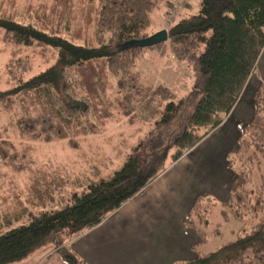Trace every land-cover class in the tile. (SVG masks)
Masks as SVG:
<instances>
[{
    "label": "trees",
    "instance_id": "trees-1",
    "mask_svg": "<svg viewBox=\"0 0 264 264\" xmlns=\"http://www.w3.org/2000/svg\"><path fill=\"white\" fill-rule=\"evenodd\" d=\"M160 1L47 0L35 8L26 6L23 18L0 9V38L7 37L12 51L20 53V63L16 59L6 64L8 72L25 73L0 88V110L11 117L5 127L9 135L0 132V164L25 167L30 147L19 145L23 140L66 139L77 147L75 138L103 127L115 108L128 116L126 124L148 125L111 175L89 181L61 199L59 207L30 214L25 224L0 232V264L21 262L50 245L64 264H87L64 247V238L76 237L114 214L232 110L264 46V0H200L195 13L175 17L167 26L152 24L151 13ZM161 28L167 31L163 42L128 44ZM40 48L51 50L52 62L27 74L31 64L21 53ZM148 49L192 62L194 83L181 89L164 74L144 78L141 66L150 62L141 56ZM12 61L15 70L9 66ZM252 105L253 118L240 126L236 148L228 156L231 182L219 205L223 220H236L235 237L212 250H199L208 238L221 235V223L211 227L214 199L198 196L183 220L199 237L193 246L197 253L172 264H264L262 83L252 90ZM62 187L61 180L56 190ZM35 192L52 199L51 191Z\"/></svg>",
    "mask_w": 264,
    "mask_h": 264
},
{
    "label": "rangeland",
    "instance_id": "rangeland-1",
    "mask_svg": "<svg viewBox=\"0 0 264 264\" xmlns=\"http://www.w3.org/2000/svg\"><path fill=\"white\" fill-rule=\"evenodd\" d=\"M39 1L47 0H0V9L14 10L20 18H23L27 16V12L24 11L25 7L30 5L35 8ZM169 1L175 0H161L158 8L151 13L153 25L162 26L163 20H166L167 15L164 11ZM188 2L190 4L188 8H180V11L175 12L176 19L195 13L198 10L200 0H188ZM31 16L28 14L27 19H30V21ZM12 47L13 45L7 37L0 38V88H4L12 76H21L14 69L13 61L9 66L17 74L11 69L8 72L9 67L6 64L10 60L15 61L17 59L18 63L21 62L18 58L20 53L16 55L12 51ZM41 52H43V55H40ZM25 55H27L26 59L31 64L27 74L45 68L52 62L54 56L51 50L46 48H40V50L27 49L24 53H21L22 57ZM141 57H143L141 58L143 61L150 62L149 65L143 63L141 66L143 77L146 79L153 80L155 76L160 79L164 74L166 79L170 80L168 82L181 87V89L194 83V70L190 61H178L171 57L169 53H165L161 57L151 49H148L145 55ZM169 71L173 72L172 77L168 76ZM23 75L25 76V73ZM112 117L96 131L85 136L76 137L77 147H73L66 139L48 142L23 140L19 144L22 146L29 145L30 147V150L26 153L27 158L24 159L25 167L16 169L10 165L0 164V232L7 229L8 226L25 224L30 214L35 215L41 210L59 207V201L68 197L71 191L81 190L89 181H97L99 178L111 175L114 169L120 166L129 151V147L147 133L148 125L143 123L126 124L128 116L119 108L113 110ZM10 120L9 114L0 110V132L9 135V129L5 130V127L10 124ZM16 139L15 137L14 140ZM21 149L22 147L18 146V150ZM259 171L264 175V161L261 162ZM61 180L63 181V187L57 191V184ZM36 189L42 194L46 190L51 191L52 199L49 196L46 198L43 196L42 198L37 197ZM212 198L216 206L211 208L210 223L212 224L211 227L217 222L221 223V235L208 238L206 242L200 244L199 250L201 252L212 250L221 243L228 242L235 237L236 220L231 216L227 220H223L219 206L221 201L218 200L220 198L217 199L215 195ZM211 227L208 230L212 229ZM74 238L69 240L64 238V247L68 248L67 244ZM55 251L56 248L50 245L45 247L43 255H55L54 260L59 259L60 263L64 264ZM42 261L43 258L40 259L39 264H44ZM53 264H55V261Z\"/></svg>",
    "mask_w": 264,
    "mask_h": 264
},
{
    "label": "crops",
    "instance_id": "crops-1",
    "mask_svg": "<svg viewBox=\"0 0 264 264\" xmlns=\"http://www.w3.org/2000/svg\"><path fill=\"white\" fill-rule=\"evenodd\" d=\"M260 83L264 85V46L222 123L114 214L70 240L68 248L87 264H172L194 257L199 237L184 217L198 196L226 200L232 175L228 156L236 148L240 126L253 118L252 90ZM44 249L13 264H39L41 258L44 264L62 263L55 255H43Z\"/></svg>",
    "mask_w": 264,
    "mask_h": 264
},
{
    "label": "water",
    "instance_id": "water-1",
    "mask_svg": "<svg viewBox=\"0 0 264 264\" xmlns=\"http://www.w3.org/2000/svg\"><path fill=\"white\" fill-rule=\"evenodd\" d=\"M167 39V31L165 29L158 30L144 38L133 39L129 41L130 46L148 47Z\"/></svg>",
    "mask_w": 264,
    "mask_h": 264
}]
</instances>
